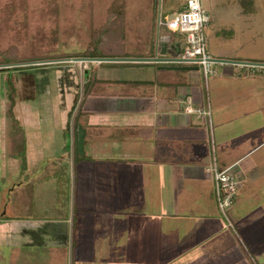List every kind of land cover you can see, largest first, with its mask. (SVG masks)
Instances as JSON below:
<instances>
[{"label":"crops","instance_id":"0c3cea01","mask_svg":"<svg viewBox=\"0 0 264 264\" xmlns=\"http://www.w3.org/2000/svg\"><path fill=\"white\" fill-rule=\"evenodd\" d=\"M173 19L145 46L111 55L160 61L83 62L95 80L57 113L50 99L41 117L59 122L49 124L46 141L43 131L14 122L13 154L25 133L29 155L38 134L50 152L63 153L50 155L49 172L38 177H50V217L4 207L0 264H264V67L216 62L206 85L198 65L172 61L184 48ZM208 37L215 57L264 63L255 35ZM72 118L86 129L79 157ZM214 161L236 165L246 181L229 208L237 234L216 201ZM18 184L20 193L26 185ZM69 189L73 211L53 215L51 196ZM30 191L21 197L33 206Z\"/></svg>","mask_w":264,"mask_h":264},{"label":"rangeland","instance_id":"374dc122","mask_svg":"<svg viewBox=\"0 0 264 264\" xmlns=\"http://www.w3.org/2000/svg\"><path fill=\"white\" fill-rule=\"evenodd\" d=\"M201 2L211 16L208 34L228 37L235 30L237 34H244L243 39L255 35L256 42L251 44L252 48L264 55V0ZM183 3L184 0H0V64L66 57L73 59L70 62L19 66L20 69L0 68V218L5 206H8L6 214L16 210L17 213L50 217V177H38L49 172L50 155L63 153V150L50 152V143H41L38 134L32 139L36 142L35 148L38 147L36 152L31 151L29 155L27 143H21L13 154L9 131L18 128L13 127L16 125L14 122L23 121L24 130L31 127L36 128V133L43 131L46 141L47 137L50 138L49 124L51 128L54 122H59L58 116L52 121L41 117L47 114L45 110L50 113V99L57 113L64 101L67 104V100L74 95L78 99L87 78L89 84L95 80V71L82 70L80 66L85 63L76 61V58L86 56L82 54L114 57L111 55L145 46L150 43L147 36L159 29L163 33L165 23L177 17ZM177 33L182 34L180 31ZM210 50L213 52L212 48ZM90 63L93 67L96 62ZM47 76H53L51 88L44 89L48 92L46 95L38 94L36 80H46ZM13 89L16 93L12 95ZM39 95L45 96H41L39 101ZM42 107L45 109L41 110ZM75 123L76 119L72 118V129ZM55 128H59L57 124ZM65 136L66 143H71V134L66 131ZM76 156L79 157L78 154ZM245 177L248 180L246 174ZM20 181L26 186L17 193ZM29 188L33 190L30 193L36 191L34 197L31 195L33 206H28L21 197L22 192L29 191ZM64 191L56 190L51 196L53 215L68 213L69 209L73 211V190ZM229 210L227 216L223 213L222 216L227 224H231L229 228L232 232L237 234L239 228ZM30 250L31 254L41 251L37 248Z\"/></svg>","mask_w":264,"mask_h":264},{"label":"built area","instance_id":"2783aa9c","mask_svg":"<svg viewBox=\"0 0 264 264\" xmlns=\"http://www.w3.org/2000/svg\"><path fill=\"white\" fill-rule=\"evenodd\" d=\"M210 22L211 16L203 7L201 0H184L177 17L169 22L170 29L183 34L184 48L181 62L198 65L202 70L206 85L215 73L214 64L216 63L213 60L215 56L210 50L207 33ZM188 110L192 111L193 108L188 107ZM207 111L210 114V111ZM208 170L214 176L218 207L227 216V211L233 205L236 195L243 186L244 179L236 165L220 167L214 161Z\"/></svg>","mask_w":264,"mask_h":264},{"label":"water","instance_id":"95a60500","mask_svg":"<svg viewBox=\"0 0 264 264\" xmlns=\"http://www.w3.org/2000/svg\"><path fill=\"white\" fill-rule=\"evenodd\" d=\"M159 57H90V56H81L77 57L76 61L79 62H116V61H160ZM171 59V58H170ZM182 58H172V61L181 62ZM213 60L215 62L222 63H236V64H249V65H264L262 62L249 61V60H236V59H228V58H219L214 57ZM73 61L71 57L66 58H58V59H45V60H35V61H27V62H13V63H4L0 64V68H9V67H19V66H28V65H36V64H45V63H58V62H70ZM181 69H189L187 66L180 67ZM197 68V67H195ZM85 137H86V129L79 124L78 125V151L81 154H84V146H85Z\"/></svg>","mask_w":264,"mask_h":264},{"label":"trees","instance_id":"16d2710c","mask_svg":"<svg viewBox=\"0 0 264 264\" xmlns=\"http://www.w3.org/2000/svg\"><path fill=\"white\" fill-rule=\"evenodd\" d=\"M82 55H86V56H90V54H82ZM9 61H11V59L10 60H6V62H9ZM5 62V61H4ZM28 67H30V66H28ZM2 70H6V69H12V68H1ZM13 69H15V68H13ZM17 69V68H16ZM18 69H20V67L18 68ZM52 77V78H51ZM50 78L47 76V77H45V79L46 80H36L37 81V83H36V89H37V92H38V94H47L48 92L47 91H45L44 89H46V88H51V80L53 79V76H51ZM49 79V80H48ZM14 92V93H13ZM16 92L14 91V89L12 90V95L13 94H15ZM45 95H39L38 96V98H39V101H40V97L41 96H45ZM13 98V97H12ZM13 104H15L14 103V101H13ZM10 111L12 112V108H10ZM76 126H77V130H78V123L76 124ZM18 138V137H17ZM26 141H27V137H26V134H22L21 136H19V138L18 139H15L14 140V142H13V145H14V150H18V148H19V145L21 144V143H24V144H26ZM77 152V154L78 155H80L79 154V151L77 150L76 151Z\"/></svg>","mask_w":264,"mask_h":264}]
</instances>
